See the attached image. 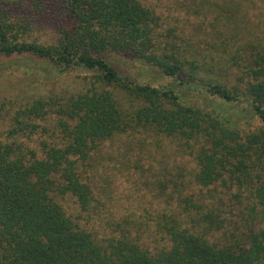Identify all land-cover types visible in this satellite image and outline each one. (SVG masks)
<instances>
[{
    "label": "trees",
    "instance_id": "1",
    "mask_svg": "<svg viewBox=\"0 0 264 264\" xmlns=\"http://www.w3.org/2000/svg\"><path fill=\"white\" fill-rule=\"evenodd\" d=\"M193 1L209 28L194 44L161 34L159 17L139 0L13 1L32 9L25 20L0 9L2 71L28 59L58 76L89 75L74 93L0 101V264H264V0ZM44 24L56 33L49 44L31 35ZM116 55L168 84L136 82L112 65ZM240 103L262 124L244 136L227 109ZM138 132L171 139L192 157L197 186L247 202L243 233L216 240L221 208L205 199L185 201V216L164 225L168 247L155 252L126 235L97 240L68 217L56 198L88 212L92 155Z\"/></svg>",
    "mask_w": 264,
    "mask_h": 264
},
{
    "label": "rangeland",
    "instance_id": "2",
    "mask_svg": "<svg viewBox=\"0 0 264 264\" xmlns=\"http://www.w3.org/2000/svg\"><path fill=\"white\" fill-rule=\"evenodd\" d=\"M13 1L17 0H0V9L6 15L17 14L25 20L32 9L27 8L25 2L24 8H13ZM139 1L155 11L160 19L161 34L175 35L171 40L176 44L182 38L185 43L199 42L205 38L203 29L209 30L204 21L205 12L196 16V6L200 2ZM33 28L35 31L31 35L39 42L49 44L56 40L52 24H44L40 29ZM110 60L122 74L129 75L138 83L154 87L168 84V80L154 76L148 69L145 71L128 56L116 55ZM12 63L15 64L4 71L0 68V101L21 103L50 94L61 96L74 93L83 89V80L89 77L86 72L76 69L58 76L50 64L37 60L21 59ZM187 97H191V94ZM211 101L220 105L216 100ZM227 109L241 118V136L262 127L258 119L248 112L247 104L231 105ZM30 145L35 146L36 142ZM195 171L196 164L192 157L180 152L171 139L144 132L121 134L105 142L92 155V166L87 172L94 197L91 209L81 212L70 196L58 197L56 201L68 217L97 240L126 235L151 252L168 247L164 225H169L180 215L185 216V201L198 204L205 199L213 201L216 208H221L220 212L215 210L213 213L224 225L222 230L214 233L218 237L216 240H221L223 232L226 235H230V232L243 233L251 217L247 202L238 206L236 201L224 196L220 188L211 191L210 188L197 186L193 179ZM254 181L257 185L256 178ZM217 196L223 198L224 206H220L218 201L216 203ZM189 211L194 213L192 208Z\"/></svg>",
    "mask_w": 264,
    "mask_h": 264
}]
</instances>
